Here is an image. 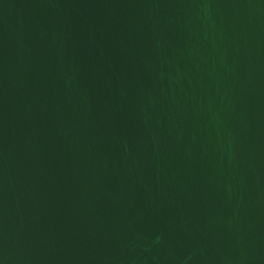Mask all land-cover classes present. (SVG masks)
I'll return each mask as SVG.
<instances>
[{
  "label": "water",
  "instance_id": "95a60500",
  "mask_svg": "<svg viewBox=\"0 0 264 264\" xmlns=\"http://www.w3.org/2000/svg\"><path fill=\"white\" fill-rule=\"evenodd\" d=\"M0 264H264V0H0Z\"/></svg>",
  "mask_w": 264,
  "mask_h": 264
}]
</instances>
